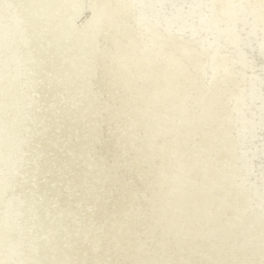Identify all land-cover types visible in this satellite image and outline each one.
I'll return each instance as SVG.
<instances>
[{"label":"rangeland","instance_id":"obj_1","mask_svg":"<svg viewBox=\"0 0 264 264\" xmlns=\"http://www.w3.org/2000/svg\"><path fill=\"white\" fill-rule=\"evenodd\" d=\"M95 1L0 0V264H264V0Z\"/></svg>","mask_w":264,"mask_h":264},{"label":"bare ground","instance_id":"obj_2","mask_svg":"<svg viewBox=\"0 0 264 264\" xmlns=\"http://www.w3.org/2000/svg\"><path fill=\"white\" fill-rule=\"evenodd\" d=\"M85 1V0H84ZM83 0H78V3H80L81 5H82V9L84 8V5H83V2H84ZM109 3V0H108V2H106L105 3V5L106 4H108ZM90 6H91V9H92V11L94 12V10L95 9H97V7H96V1L94 0V2H93V0H90ZM81 9V10H82ZM102 9V10H101ZM62 10H65V9H61V11ZM80 10V11H81ZM99 10H101V11H104L105 9L104 8H100ZM96 11V10H95ZM98 11V10H97ZM106 11V10H105ZM104 11V12H105ZM99 12V11H98ZM96 13V12H95ZM95 13L93 14V15H95ZM59 15H60V13H58ZM83 14H85V13H83ZM83 14H81L80 16H82ZM87 14H90L89 12H87ZM61 15H63V14H61ZM86 15V14H85ZM80 18V17H79ZM105 18V17H104ZM99 19V18H98ZM98 22H99V20H98ZM100 23V22H99ZM72 25V24H71ZM70 27V26H69ZM71 28V27H70ZM130 30H135V29H130ZM46 31L45 32H41V36H43L44 35V37L46 36V37H48V35H46ZM134 32H131V31H129L127 28H126V24L124 23L123 24V28H121L118 32H117V38H118V40H120L121 38H124L125 37V39L127 38V35L126 34H128V37H130L129 35H132ZM134 35V34H133ZM132 37V36H131ZM117 38L115 37V39L117 40ZM22 46V45H21ZM31 67V66H30ZM123 69H125V67H122ZM121 70V69H120ZM119 70V71H120ZM119 71L118 72H114L113 74L111 73V72H108L107 71V73L103 76V77H101V78H104L106 81H108L109 79H113V81L114 80H116L117 78H118V76L120 75V73H119ZM32 72V74L34 75L35 74V71H31ZM70 73V72H69ZM114 76H116L117 78H115ZM98 77V76H97ZM34 79H35V83H37L36 82V78L34 77ZM69 79V78H68ZM81 82V81H80ZM82 82H83V84L82 85H79V87H78V89H79V91L81 90V92H82V87H83V85H84V80H82ZM93 82H95V83H100V81H96V80H94ZM76 84H78V82L76 83ZM81 84V83H80ZM109 85H107V86H105L104 88H107V89H111L110 87H112L113 89H115V90H117V88H118V84L119 83H117V82H115L114 81V83H108ZM0 86H2V85H0ZM35 88H36V86H35ZM60 87L57 85V84H54V86L52 87V88H50V89H48L46 92L47 93H51V92H54V91H56V90H58ZM26 90H29V89H26ZM25 90V91H26ZM40 91H41V89H40ZM113 91V90H112ZM2 93V92H1ZM32 94H34V96H33V98L35 97H38L40 94H39V88H37L36 89V91L35 92H31ZM72 94V93H71ZM85 94V93H84ZM75 96V95H74ZM78 97V96H77ZM111 97V98H110ZM110 97H109V99H116V95H115V93L114 92H112L111 94H110ZM32 98V99H33ZM44 98H46V101H45V107H44V109L46 108V107H49L48 106V99H47V96H45ZM21 101V100H20ZM25 101V100H24ZM1 104H0V107L2 108V107H4V103L3 102H0ZM104 108H106V106L104 105L103 106ZM0 108V109H1ZM26 108V107H25ZM61 112V110L59 111V113ZM24 113V112H23ZM37 114H38V112H36ZM42 113V112H41ZM69 113V112H68ZM24 114H26V110H25V113ZM151 115H155V113H150ZM27 115H28V113H27ZM71 119V118H70ZM78 119V118H77ZM77 119H75V120H77ZM68 121H70V120H68ZM68 121H66V122H64V123H69ZM164 123V122H163ZM143 124V123H142ZM0 126H2V123L0 122ZM33 126H35V125H33ZM157 126V127H160L161 126V123L160 122H158V119L157 118H153V117H150V119H149V121H147L146 123H144V127H142L141 126V130H140V132L142 131V130H144V128L146 129V132L147 133H149V132H151V130H155V132L156 131H158L159 129H156L155 127ZM152 127H153V129H152ZM48 130V129H47ZM65 130H66V128H65ZM64 130V131H65ZM154 130H153V132H154ZM22 132V131H21ZM69 132V131H68ZM47 133V132H46ZM19 134V133H18ZM21 134V133H20ZM44 135L45 133L42 131V133L40 132V134L39 135ZM22 135H24V134H22ZM2 136V135H1ZM0 136V137H1ZM18 137V136H17ZM22 137V136H21ZM61 138V137H60ZM64 138H66V137H64ZM15 140H16V138H14ZM57 140V139H56ZM17 141H19V139L17 138V140L16 141H14V142H17ZM58 148V147H57ZM88 149V148H87ZM85 150V152L87 153L88 152V150ZM108 149V148H107ZM17 150V149H16ZM57 150V149H56ZM59 150V149H58ZM14 151H15V149H14ZM17 152V151H16ZM50 153V152H49ZM52 153V152H51ZM107 153H110L109 151H105V152H103V156H106V154ZM77 157V156H76ZM100 160V159H99ZM3 161V158H0V163H3L2 162ZM4 162H6V161H4ZM24 162V161H23ZM22 162V163H23ZM28 162H30V161H28ZM27 164V161H25L24 162V164L22 165L23 166V170H24V166ZM33 165V164H32ZM111 167V166H110ZM122 169L124 170V169H126L125 167H121V168H119L118 170H117V172L118 171H122ZM3 171V170H2ZM0 174L3 176V173L2 172H0ZM110 176H111V174H110ZM116 176H118L117 174H116ZM116 176L114 177V178H116ZM15 181V180H14ZM103 182V181H102ZM51 183V182H50ZM112 184V183H111ZM125 184H128V182L126 181V180H124V181H121V182H119V183H116L112 188V194H111V196H112V201L114 200V199H116V196L118 195V193H119V191H120V189H121V185H125ZM53 185V184H52ZM55 186V185H54ZM60 188V187H59ZM4 190H6V188L4 189ZM96 190H98L97 188H96ZM102 190H104V189H102ZM102 190H101V192H102ZM108 190H109V188H108ZM124 192V191H123ZM55 193H57V192H55ZM125 193V192H124ZM49 194H50V192H49ZM58 194V193H57ZM91 195V194H90ZM110 195V194H109ZM124 195V194H123ZM128 195V194H127ZM20 196V195H19ZM19 196H18V198H19ZM23 196V195H22ZM96 197V196H95ZM123 197V196H122ZM124 198V197H123ZM122 198V199H123ZM48 199H50V197H48V198H46V200L44 201V203H46L47 201H48ZM99 199V198H98ZM15 200H16V198H15ZM14 200V201H15ZM38 200H40V199H38ZM94 200H96V198H94ZM101 201H102V199H100ZM110 200V199H109ZM41 203V202H40ZM42 204V203H41ZM111 204V203H110ZM34 206V205H33ZM32 206V208H30L31 209V211H35L36 212V210H37V208H34ZM126 206H128V204L126 205ZM131 206V205H130ZM41 207V206H40ZM127 208H129V207H125L124 209H126L127 210ZM39 210V209H38ZM40 211V210H39ZM120 211V210H119ZM67 212V211H66ZM120 213V212H119ZM126 213H128V210H127V212ZM133 213V212H132ZM152 215H154V216H156V218L158 217V216H160L161 214H160V211H157V210H153V212L151 213ZM118 215V214H117ZM124 215V214H123ZM122 215V216H123ZM32 216H34V214H32ZM58 216H60V215H58ZM62 216H64L63 214H62ZM136 216V215H135ZM127 216H126V214H125V218H126ZM139 217V216H138ZM37 218V217H36ZM38 218H40V217H38ZM133 219L132 220H134V217H132ZM140 219V218H139ZM143 220H144V222H142L143 223V226H145L146 224V226L144 227V230H145V228L147 229V228H149L150 229V227L153 225V224H156L157 223V221L156 220H150L149 221V219H144L143 218ZM126 221V220H125ZM129 221V220H128ZM135 221V220H134ZM136 221H138V220H136ZM86 222V221H85ZM122 222V221H121ZM139 222H140V220H139ZM44 223V222H43ZM42 223V224H43ZM125 224H123L121 227H120V230L122 231V233H124L123 231H125V230H127V229H129V228H131L130 226L131 225H133V224H131L130 223V225H128L129 223H126V222H124ZM134 223V222H133ZM82 224V223H81ZM135 224V223H134ZM138 224V222L134 225L135 226V229L137 228H139V225H137ZM129 226V227H128ZM128 227V228H127ZM51 229V228H50ZM82 229H83V227H80L79 228V232L80 231H82ZM116 230H118V229H116ZM130 230V229H129ZM77 231V234L79 233ZM92 231H93V229H92ZM136 231V230H135ZM135 231H134V233H135ZM126 232V231H125ZM131 232H132V228H131ZM179 233L176 235V237H175V241H177L178 240V238L180 237V239H182V238H184V237H186L187 235L185 234L184 236L182 235V234H180V231H178ZM133 233V234H134ZM141 233H143V232H141ZM145 233V232H144ZM147 234H148V231L146 232ZM145 233V234H146ZM160 233V232H159ZM77 234L74 236V238L72 239V237H73V235L72 236H69L68 238H66V240L68 241L70 238L72 239L71 241H68V242H72L75 238H76V236H77ZM127 234V233H126ZM158 233H154L153 235L155 236V235H157ZM118 235H119V233H118ZM151 235H152V233H151ZM165 236V235H164ZM117 237V236H116ZM144 238L146 237V236H143ZM151 238L152 237H150V236H148V238H147V241L148 240H151ZM52 238H50V240H51ZM77 239V238H76ZM111 239H113V238H111ZM140 239V238H139ZM167 239H169L168 237H164V239H160L157 243H155V245H156V247L157 248H159V247H164V246H167V243L165 242V240H167ZM48 240V239H47ZM67 241H66V243H67ZM161 241H163V242H161ZM138 242V241H137ZM63 243V242H62ZM122 243H124L123 241H122ZM56 244H58V243H56ZM43 246V245H42ZM68 246V245H67ZM54 247V246H53ZM74 248H77V247H75L74 246ZM80 248H82L81 246H80ZM78 249V248H77ZM77 249H75L74 251H70L69 250V248H67V252H69V253H73V252H75ZM84 249H86V248H84ZM126 249V248H125ZM80 252H81V249L79 250ZM67 252H66V255H67ZM81 254H82V252H81ZM98 254H100V253H98ZM66 255H63V256H66ZM97 257H99V255L97 256ZM87 264H88V262H86ZM110 264V263H109ZM171 264H174V263H171Z\"/></svg>","mask_w":264,"mask_h":264}]
</instances>
